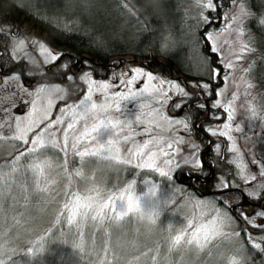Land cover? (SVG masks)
<instances>
[{
    "label": "rangeland",
    "instance_id": "obj_1",
    "mask_svg": "<svg viewBox=\"0 0 264 264\" xmlns=\"http://www.w3.org/2000/svg\"><path fill=\"white\" fill-rule=\"evenodd\" d=\"M22 1L35 7L47 2ZM247 15L244 4H235L218 32L208 35L225 70L216 104L226 112L210 133L225 140L246 192L257 196L264 192L255 180L264 174V118L244 64ZM12 40L13 57L34 65L55 57L37 37ZM82 82L85 92L77 102L59 105L66 99L60 85L25 88L18 75L0 79V209L21 205V198L30 209L0 217V232L16 216L21 226L15 235L34 239L46 222L44 212L54 217L66 205L65 223L85 230L71 245L55 233L67 264H242L231 216L172 183L180 166L200 164L186 119L164 111L183 94L182 86L138 67L104 81L85 75ZM222 178L218 188L227 186ZM68 229L67 235L76 236ZM10 252L0 243V264Z\"/></svg>",
    "mask_w": 264,
    "mask_h": 264
},
{
    "label": "trees",
    "instance_id": "obj_2",
    "mask_svg": "<svg viewBox=\"0 0 264 264\" xmlns=\"http://www.w3.org/2000/svg\"><path fill=\"white\" fill-rule=\"evenodd\" d=\"M237 3L244 4L248 11L242 31L249 54L243 62L247 64L250 82L257 88L255 101L264 118V0H47L37 7L22 0H0V67L2 72L21 73L28 78L27 83L40 78L56 81L65 89L66 99L59 105L73 104L84 94L85 75L106 80L118 77L125 69L138 67L162 80L181 76L176 81L183 94L171 111L177 110L181 101L186 108L174 118L186 119L189 137L197 148L204 149L211 142L203 164L196 169L188 166L191 173L184 177L179 172L181 182L172 183L186 194L207 198L231 216L244 254L242 264H264V221L256 222V218H264V192L257 196L246 192L243 180L229 160L225 140L210 133L225 119L226 112L216 104L225 70L211 48L208 35L218 32ZM19 26L21 36L42 39L55 53L50 63L34 65L23 56L18 59L21 64L17 63L11 55L13 38L8 30ZM194 81L201 85L196 86ZM222 177L227 186L218 188ZM255 180L264 184V174ZM23 205V198L21 205L14 203L9 208V204H4L0 217L27 214L30 209ZM67 211L63 205L56 214L52 212L54 217L44 212L46 222L34 239L15 235L21 222L13 217L5 225L6 230L0 232V243L5 242L11 248L9 255L1 257L7 259L5 264H67V258L55 247V233L61 238L66 236L64 245H71L85 233L81 228L77 231L74 223L72 226L65 223ZM26 225L30 224L23 225L24 233ZM68 228L76 236L67 235ZM95 234L94 229L86 237L87 244Z\"/></svg>",
    "mask_w": 264,
    "mask_h": 264
},
{
    "label": "flooded vegetation",
    "instance_id": "obj_3",
    "mask_svg": "<svg viewBox=\"0 0 264 264\" xmlns=\"http://www.w3.org/2000/svg\"><path fill=\"white\" fill-rule=\"evenodd\" d=\"M8 35L10 37H12L13 39H21V26L19 27H16V28H13V29H9L8 30ZM1 38V36H0ZM21 58V55H18L17 57H14L15 60H17V63L18 64H21V60H18ZM154 72V71H153ZM11 75H18L19 77V80H20V83L25 87V88H30L32 87V84H36V85H57L55 84L56 81H52V80H49L47 78H40L38 81H30V83H27L26 80H28V78L24 75H22L21 73H13L11 71H6V72H2L1 70V67H0V79L3 78L4 76H11ZM173 76H170L169 78L172 79ZM175 80L181 78V76H176V77H173ZM62 81V80H60ZM96 81H104V80H96ZM179 100L178 97H172L170 99V101L168 102L167 105H165L164 107V111L167 115L170 116H173V117H178L180 115L183 114V109L186 108V104H184L182 101L180 102V105L178 106L177 110L175 109L174 111H171V108H172V105L175 103L176 100ZM191 104V102H190ZM186 111H190V110H186ZM187 125H188V122H187ZM196 125V124H195ZM196 128L198 129V127L196 126ZM189 129V128H188ZM210 135L208 134H205V138H209ZM215 138H219V137H215ZM220 139V138H219ZM211 142V140H209L205 145H204V149L201 147V148H197L198 150V158H199V161H200V165L203 164V157L205 156V154L208 153V151L210 150V145L209 143ZM205 167L208 169V170H212V167L211 166H208L206 164H204ZM179 172H182L184 175V177L187 175L186 173H191L190 169L188 168V166H180L178 168V170L174 173V181L176 182H181L179 179H178V173Z\"/></svg>",
    "mask_w": 264,
    "mask_h": 264
}]
</instances>
